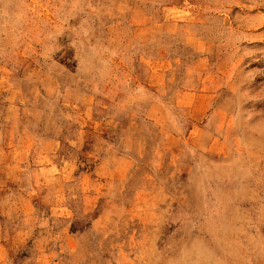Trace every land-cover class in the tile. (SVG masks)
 Listing matches in <instances>:
<instances>
[{"label": "rangeland", "instance_id": "1", "mask_svg": "<svg viewBox=\"0 0 264 264\" xmlns=\"http://www.w3.org/2000/svg\"><path fill=\"white\" fill-rule=\"evenodd\" d=\"M0 264H264V0H0Z\"/></svg>", "mask_w": 264, "mask_h": 264}]
</instances>
